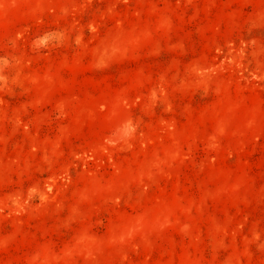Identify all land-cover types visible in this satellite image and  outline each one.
I'll use <instances>...</instances> for the list:
<instances>
[{
	"label": "rangeland",
	"instance_id": "rangeland-1",
	"mask_svg": "<svg viewBox=\"0 0 264 264\" xmlns=\"http://www.w3.org/2000/svg\"><path fill=\"white\" fill-rule=\"evenodd\" d=\"M0 264H264V0H0Z\"/></svg>",
	"mask_w": 264,
	"mask_h": 264
}]
</instances>
